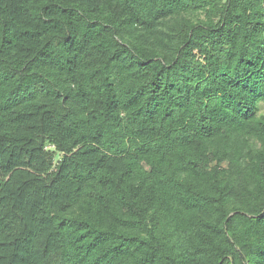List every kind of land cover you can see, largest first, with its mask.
I'll use <instances>...</instances> for the list:
<instances>
[{
    "label": "trees",
    "instance_id": "trees-1",
    "mask_svg": "<svg viewBox=\"0 0 264 264\" xmlns=\"http://www.w3.org/2000/svg\"><path fill=\"white\" fill-rule=\"evenodd\" d=\"M264 0H0V264H264Z\"/></svg>",
    "mask_w": 264,
    "mask_h": 264
},
{
    "label": "rangeland",
    "instance_id": "rangeland-1",
    "mask_svg": "<svg viewBox=\"0 0 264 264\" xmlns=\"http://www.w3.org/2000/svg\"><path fill=\"white\" fill-rule=\"evenodd\" d=\"M259 114H260V115H264V102H262V103L260 104V111H259Z\"/></svg>",
    "mask_w": 264,
    "mask_h": 264
}]
</instances>
